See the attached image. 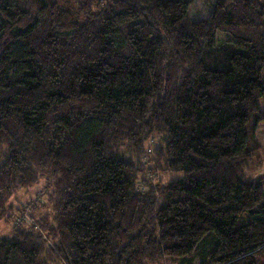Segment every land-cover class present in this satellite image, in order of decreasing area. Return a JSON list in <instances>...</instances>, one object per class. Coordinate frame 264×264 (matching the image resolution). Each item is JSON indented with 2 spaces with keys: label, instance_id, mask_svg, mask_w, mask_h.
Segmentation results:
<instances>
[{
  "label": "trees",
  "instance_id": "obj_1",
  "mask_svg": "<svg viewBox=\"0 0 264 264\" xmlns=\"http://www.w3.org/2000/svg\"><path fill=\"white\" fill-rule=\"evenodd\" d=\"M194 1L81 0L79 20L0 0V221L42 179L53 207L0 238V264H264V176L244 174L264 139V0L191 21ZM150 155L183 178L138 191Z\"/></svg>",
  "mask_w": 264,
  "mask_h": 264
},
{
  "label": "rangeland",
  "instance_id": "obj_2",
  "mask_svg": "<svg viewBox=\"0 0 264 264\" xmlns=\"http://www.w3.org/2000/svg\"><path fill=\"white\" fill-rule=\"evenodd\" d=\"M60 7L68 10L73 15L76 16L77 19L83 20L79 14L81 0H56ZM100 2V1H99ZM215 5V0H195L188 12V17L191 21H200L207 20L212 12ZM100 6L97 4H93L92 10L93 12L98 11ZM264 75V71H263ZM166 142L165 135H159L154 138H151L149 142H147L148 150H156L159 147H164ZM261 148H255L252 145L253 150H249L250 160L247 163L245 168V177L249 180H253L256 178H260L264 176V139ZM7 147H0V158H2V154L6 152ZM118 152L132 161H136V157L132 150L124 145L123 147H119ZM154 156L150 155V157L143 158V161L146 163V170L141 175L142 180L138 183V191L146 192L149 189L148 182L152 183L156 189H160L162 186L168 185L171 182H174L178 179L183 178L182 173L177 174H168L161 170L158 162H153ZM155 165V166H154ZM154 169H149L153 168ZM145 182H144V181ZM146 180L148 182H146ZM48 182V181H47ZM49 187V186H47ZM50 189L46 188V181L42 179L38 184L34 185L30 188L19 187L13 191L11 197L8 199L6 205V215L0 221V238H12L14 235V226L17 227H27L36 224V221L39 218H43V216L53 215V207L50 202ZM32 218L31 221L26 218ZM49 217V218H50ZM198 260H195L193 264H196ZM161 264H184L179 260H165Z\"/></svg>",
  "mask_w": 264,
  "mask_h": 264
}]
</instances>
